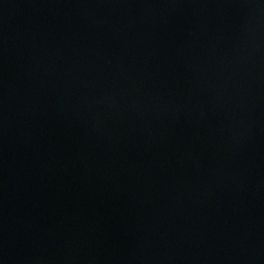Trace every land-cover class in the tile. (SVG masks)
Returning a JSON list of instances; mask_svg holds the SVG:
<instances>
[{"label": "water", "instance_id": "water-1", "mask_svg": "<svg viewBox=\"0 0 264 264\" xmlns=\"http://www.w3.org/2000/svg\"><path fill=\"white\" fill-rule=\"evenodd\" d=\"M0 264H264V0H0Z\"/></svg>", "mask_w": 264, "mask_h": 264}]
</instances>
